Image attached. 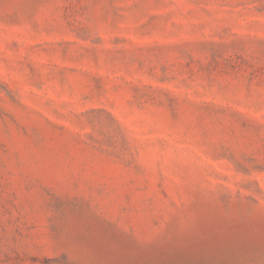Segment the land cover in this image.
<instances>
[{"label": "rangeland", "instance_id": "obj_1", "mask_svg": "<svg viewBox=\"0 0 264 264\" xmlns=\"http://www.w3.org/2000/svg\"><path fill=\"white\" fill-rule=\"evenodd\" d=\"M0 264H264V0H0Z\"/></svg>", "mask_w": 264, "mask_h": 264}]
</instances>
